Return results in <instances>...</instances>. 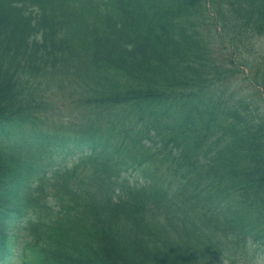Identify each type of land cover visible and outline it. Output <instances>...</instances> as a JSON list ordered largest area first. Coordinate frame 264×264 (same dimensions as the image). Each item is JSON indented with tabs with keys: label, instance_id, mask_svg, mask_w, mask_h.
Listing matches in <instances>:
<instances>
[{
	"label": "trees",
	"instance_id": "obj_1",
	"mask_svg": "<svg viewBox=\"0 0 264 264\" xmlns=\"http://www.w3.org/2000/svg\"><path fill=\"white\" fill-rule=\"evenodd\" d=\"M138 6L157 51L141 59L153 62L139 97L118 112L124 110L125 133L109 144L113 133H85L81 169L19 207L31 212L25 264H239L242 254L256 261L262 255L256 252H264V66L256 64L252 75L259 94L248 88L228 98L225 90L250 75L234 58L224 67L216 57L223 34L235 48L264 36V0H138ZM55 7L50 0H0L2 121L21 107L19 90L25 76L40 72V52L59 46L49 25ZM209 18L215 27L207 33ZM119 66L125 72L133 66L126 51ZM108 148L125 174L116 161L106 166ZM95 165L103 174L87 172ZM157 206L152 239L140 222Z\"/></svg>",
	"mask_w": 264,
	"mask_h": 264
},
{
	"label": "rangeland",
	"instance_id": "obj_2",
	"mask_svg": "<svg viewBox=\"0 0 264 264\" xmlns=\"http://www.w3.org/2000/svg\"><path fill=\"white\" fill-rule=\"evenodd\" d=\"M214 18H209L207 22L206 32L208 33L209 29H212L213 27ZM215 27V26H214ZM213 27V29H214ZM232 39L229 36V34H223L220 37L216 38L217 47L219 49L218 54L216 57H220L221 60L218 62L219 65H222L224 67H230L231 61H233V58L235 59V63L242 67L244 69L245 73L250 75L249 79H244V74L241 75V77L237 78L239 80V83H234L230 87H228L225 90V96L230 98L233 95L241 96L242 94H246L245 90L250 88L251 91H253L254 83L255 81L252 78L253 71L255 69L256 64L259 66H264V36L257 39L255 42H252L250 45H248V48L240 47L235 48L234 43L232 44ZM261 56V61H257V56ZM253 61L252 64L246 65L242 64V62ZM260 62L262 64H260ZM245 92V93H244Z\"/></svg>",
	"mask_w": 264,
	"mask_h": 264
}]
</instances>
